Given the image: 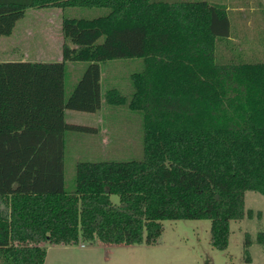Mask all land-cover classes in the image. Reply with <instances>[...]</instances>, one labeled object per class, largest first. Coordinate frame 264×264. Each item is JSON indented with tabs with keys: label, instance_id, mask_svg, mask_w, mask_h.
Wrapping results in <instances>:
<instances>
[{
	"label": "trees",
	"instance_id": "16d2710c",
	"mask_svg": "<svg viewBox=\"0 0 264 264\" xmlns=\"http://www.w3.org/2000/svg\"><path fill=\"white\" fill-rule=\"evenodd\" d=\"M75 6L108 12L63 18L62 60L0 61V264H43L52 243L154 244L165 219H210L212 245L226 248L231 221L254 214L245 192L264 195V60L219 59L231 23L207 0H0V35L30 7ZM126 57L144 60L132 96L105 99L142 113L144 156L79 161L70 191L66 132L97 128L65 109L100 110L101 62ZM79 60L66 98V61ZM251 243L246 233L248 263Z\"/></svg>",
	"mask_w": 264,
	"mask_h": 264
},
{
	"label": "rangeland",
	"instance_id": "374dc122",
	"mask_svg": "<svg viewBox=\"0 0 264 264\" xmlns=\"http://www.w3.org/2000/svg\"><path fill=\"white\" fill-rule=\"evenodd\" d=\"M108 12L103 7H30L10 35H0V61L62 60V46L66 41L62 31L63 18H93ZM235 13H231L234 17ZM258 29L246 26L242 38H221L217 45L220 60L228 54H238L248 60H264V42L257 38ZM254 37V38H253ZM242 43V44H241ZM88 65L87 61H66L65 97L72 92ZM144 67L142 57H126L101 62V92L103 105L97 112L65 109L67 122L95 126L97 132L68 130L64 147L65 184L75 188L76 165L79 161L142 159L143 116L127 104L111 106L105 94L117 88L130 100L133 93L132 74ZM114 202L119 195L111 194ZM245 209L253 216L232 220L228 246L224 249L211 243L210 219H165L162 234L154 244L141 248L144 264H264V244L257 240L264 231V195L254 190L245 192ZM249 233L251 262L244 258L245 235ZM44 244V243H43Z\"/></svg>",
	"mask_w": 264,
	"mask_h": 264
},
{
	"label": "crops",
	"instance_id": "0c3cea01",
	"mask_svg": "<svg viewBox=\"0 0 264 264\" xmlns=\"http://www.w3.org/2000/svg\"><path fill=\"white\" fill-rule=\"evenodd\" d=\"M182 1V0H169ZM224 6L231 23L230 38H242L246 26L258 29L257 38L264 42V0H207ZM231 13H235L234 17ZM254 38V37H253ZM242 44V43H241ZM144 244H115L80 240L76 243L47 244L43 264H144L141 246ZM146 245V244H145Z\"/></svg>",
	"mask_w": 264,
	"mask_h": 264
}]
</instances>
